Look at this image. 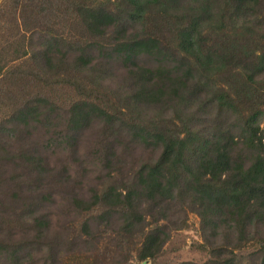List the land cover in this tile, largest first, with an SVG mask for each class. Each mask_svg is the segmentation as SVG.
I'll return each instance as SVG.
<instances>
[{
	"label": "trees",
	"instance_id": "16d2710c",
	"mask_svg": "<svg viewBox=\"0 0 264 264\" xmlns=\"http://www.w3.org/2000/svg\"><path fill=\"white\" fill-rule=\"evenodd\" d=\"M5 16L0 264H95L69 253L99 227L135 247L122 264H154L189 212L200 264L247 246L264 264V0H3Z\"/></svg>",
	"mask_w": 264,
	"mask_h": 264
},
{
	"label": "rangeland",
	"instance_id": "374dc122",
	"mask_svg": "<svg viewBox=\"0 0 264 264\" xmlns=\"http://www.w3.org/2000/svg\"><path fill=\"white\" fill-rule=\"evenodd\" d=\"M2 1L0 0V3ZM0 22L2 24L0 33L9 35L10 33L6 31L8 25L6 16ZM37 134L39 135V133ZM37 138L39 139V136ZM89 175L90 173L88 172L86 179L75 178L76 180H81L84 190L94 184L93 179H87ZM68 222L72 223L70 225L68 223L64 224L67 227L66 229L69 228L66 235L69 236V239L71 237L75 239L80 228L79 220L69 217ZM92 228H94L93 224ZM94 233H99V236L97 234L98 239L93 240L89 247L81 241H74V243H77L72 247L74 248V252L69 254L71 256L74 255L77 259L88 257L87 255H93L89 256L88 259L95 262V264H122V261H125V259L127 262L133 260L135 247H133V244H129V241L122 240L113 230H108L103 233L100 227ZM100 235H102V238L99 239ZM202 241L199 218L194 213L189 212L187 215V226L183 229L171 230L170 236L164 244L161 254L155 258L154 264H200L208 257V253L200 247ZM255 249L253 246H247L240 251L236 250L237 264H253L257 260ZM87 250H89L90 254L86 253ZM73 259L74 257L71 258L70 262Z\"/></svg>",
	"mask_w": 264,
	"mask_h": 264
}]
</instances>
